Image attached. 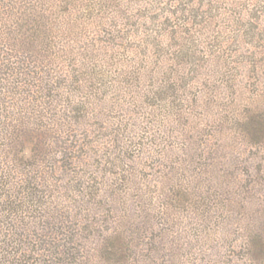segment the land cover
<instances>
[{
	"label": "trees",
	"instance_id": "trees-1",
	"mask_svg": "<svg viewBox=\"0 0 264 264\" xmlns=\"http://www.w3.org/2000/svg\"><path fill=\"white\" fill-rule=\"evenodd\" d=\"M68 1L0 0V264H197L201 250L194 241L200 238L184 242L174 226H160L159 220L178 224V208L235 232L246 229L238 247L264 263V196L249 178L257 173L233 169L217 175V162L206 163L204 131L194 141L200 147L197 172L179 179L171 171L158 195H147L143 182L130 177L135 172L120 167L124 157L138 162L128 147L119 145L122 155L104 161L97 144L75 132L79 119L88 117L91 98L75 100L67 91ZM65 99L74 105L62 116ZM253 109L251 104L250 114L228 116L258 143L264 139V110ZM257 171L264 175L263 163ZM158 199L163 206L155 211ZM248 210L255 216L246 219Z\"/></svg>",
	"mask_w": 264,
	"mask_h": 264
},
{
	"label": "rangeland",
	"instance_id": "rangeland-1",
	"mask_svg": "<svg viewBox=\"0 0 264 264\" xmlns=\"http://www.w3.org/2000/svg\"><path fill=\"white\" fill-rule=\"evenodd\" d=\"M67 4L71 13H63L69 14L70 29L65 34L72 51L65 57L71 73L67 91L75 100L91 98L88 117L73 126L83 142H95L104 161L122 155L119 145L128 147L138 162L124 157L118 160L120 167L124 163L135 172L130 177L143 182L147 195L151 191L158 195L171 171V177L179 179L197 172L200 147L194 141L200 139L198 131H204L209 139L204 146L206 163L217 162L221 170L216 168V174L233 169L256 172L249 178L257 181L264 196V175L257 171L264 164V139L251 143L228 116L250 114L251 104L264 110V0H69ZM171 100L174 107L168 104L173 105ZM65 101L62 116L74 105ZM115 137L122 141H114ZM131 192L139 193L137 188ZM162 203L158 199L151 207L156 211ZM178 209V224L158 219L160 226H174L184 242L202 240L194 241L201 250L195 254L197 264H264L238 247L236 239L246 229L235 232L226 224L207 223ZM254 213L248 210L244 217Z\"/></svg>",
	"mask_w": 264,
	"mask_h": 264
}]
</instances>
